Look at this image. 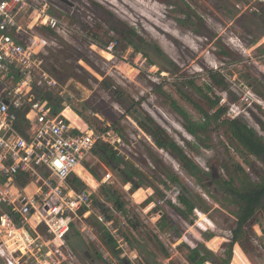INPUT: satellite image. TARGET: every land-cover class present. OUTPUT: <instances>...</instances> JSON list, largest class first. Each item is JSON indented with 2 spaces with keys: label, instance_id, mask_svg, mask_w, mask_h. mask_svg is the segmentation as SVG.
<instances>
[{
  "label": "rangeland",
  "instance_id": "rangeland-1",
  "mask_svg": "<svg viewBox=\"0 0 264 264\" xmlns=\"http://www.w3.org/2000/svg\"><path fill=\"white\" fill-rule=\"evenodd\" d=\"M44 1L60 24L54 30L35 26L30 31L48 43L40 52L42 65L36 81L42 71L55 81L50 88H36L37 93L46 100V94L60 98L62 107L67 103L91 125L119 128L115 130L124 142L125 160L119 171L106 166L93 153L87 169L98 187H92L86 178L71 184L75 191H88L91 199L90 214L85 219H73L67 235L74 263L122 264L120 258H124L129 264H190L188 249L175 238L182 234L192 244V232L203 242L199 247L211 253V261L223 259L221 248L213 251L205 244L213 247L219 240L210 239L226 238L235 227L233 206L223 194L221 182L233 175L234 164L256 180L259 163L241 153L228 138L227 124H211L206 141L190 136L184 128L186 122L169 103L175 100L191 121L199 122V109L184 96L209 113L215 108L210 107L208 99L217 98V107L226 109L221 119L240 118L264 139V52L260 51L264 49V0H70L72 8L55 0ZM101 12L110 16H105V24L98 22ZM130 29L136 36L126 38L121 34V30ZM113 39L116 44L112 53L102 51L100 45ZM39 41L36 39L35 49L40 48ZM225 47L240 57L231 60L220 55ZM216 79L224 80L225 86ZM134 111L152 117L194 162L200 157L204 166L195 163L204 172L208 173L211 164L216 165L221 177L213 180L207 174L208 179L203 177L198 183L176 156L157 148L137 126ZM94 119L99 123L93 124ZM122 168L135 171L129 181L124 180ZM108 172L111 177L101 183ZM168 172L176 175L180 184L169 183ZM209 180L211 186L207 187ZM175 185L187 189L197 208L187 213L186 219L171 205H158L161 188L168 190ZM115 199L121 201L123 210L115 207ZM150 202L156 206L145 215L143 209ZM158 209L165 216L159 231L152 220ZM98 214L110 217L108 229L98 221ZM103 227L114 235L119 251L116 256L101 243ZM165 232L170 235H161ZM208 233L212 234L210 238ZM252 244L243 242L240 246L254 264H264ZM133 252L138 255L133 257Z\"/></svg>",
  "mask_w": 264,
  "mask_h": 264
},
{
  "label": "built area",
  "instance_id": "built-area-1",
  "mask_svg": "<svg viewBox=\"0 0 264 264\" xmlns=\"http://www.w3.org/2000/svg\"><path fill=\"white\" fill-rule=\"evenodd\" d=\"M59 24L58 19L48 12V4L44 0H0V122L10 125L7 130L0 129V260L3 264H75V256L67 242V235L73 219L87 218L90 214V193L71 188L68 181L76 171H70L65 177L63 183L67 188L61 187L54 170L44 161L37 162L40 156L52 159L57 152L60 155L71 153V158L78 161L81 167L83 161L89 163L97 145L103 144L111 148L117 157H124V142L115 129L109 125H91L70 107L71 116L61 114L63 107L57 112L53 111L48 100L36 91L40 86L50 88L55 81L43 71L41 78L36 81V74L41 71L42 65L40 52L47 43L44 41L40 48L35 49L36 41L31 40L29 32L35 26L54 30ZM115 44L116 40L113 39L107 45L101 46V49L112 53ZM16 49L20 51L17 52ZM15 78L18 80L12 83ZM25 80H30L29 88L17 92L16 89L21 88ZM16 100H20V107L15 106ZM36 104L43 105V110L38 112L36 119L29 121L27 115ZM45 112L47 115H44ZM74 119L77 124L75 127L72 126ZM50 121L64 129L59 137L50 130L47 133L42 131ZM80 125L86 126L83 132ZM89 132L92 133L91 136L88 135ZM17 137L24 140L23 148L16 143ZM57 139L64 142L86 140L87 144L77 152L75 149L78 145L74 144L71 148L67 143L57 145ZM29 147L32 148L31 153L26 151ZM17 159L19 163H16ZM13 167L15 170L11 171ZM5 168L9 171L5 172ZM110 177L111 173L108 172L101 183ZM33 183L40 188V193L32 196V201L38 208L28 202L27 194L24 193V189ZM13 188L16 189L15 195L11 191ZM175 188L178 187L171 186L168 190L161 188L159 207L166 203L170 207L180 206V203H173V197L179 201ZM69 189L73 192V197L67 196ZM57 190L59 198L56 196ZM68 203H75L78 207L70 209L66 206ZM150 203L156 206V203ZM55 208H61V211L54 212ZM151 208L153 207L147 205L143 209L144 214L147 215ZM156 212L154 219L157 215H163L160 209ZM38 213L44 219L39 222L32 221V217ZM96 218L108 229L111 224L109 220L100 214ZM61 220H68V223L60 226ZM29 221L35 223L36 227L33 228ZM189 225L192 226L193 223ZM108 232L114 238L113 233ZM260 232V245L264 247V230ZM23 233L27 234L31 243L24 239ZM227 264L252 262L236 243H232Z\"/></svg>",
  "mask_w": 264,
  "mask_h": 264
},
{
  "label": "trees",
  "instance_id": "trees-1",
  "mask_svg": "<svg viewBox=\"0 0 264 264\" xmlns=\"http://www.w3.org/2000/svg\"><path fill=\"white\" fill-rule=\"evenodd\" d=\"M105 16L110 17L109 15H106L105 13L101 12L100 17L97 16V19L99 20L98 22H100L101 24H105V22L108 21ZM121 34L126 38L128 36H136L135 32L132 29H130L128 32L121 30ZM96 36L97 34L94 33V39L96 38ZM260 51H262L263 53L264 49L262 48L260 49ZM219 54L222 56L230 57L231 60L240 57L234 52L228 50V48L226 47L223 48L222 51L219 52ZM211 75L215 76L214 74ZM223 81L224 80L222 79H216V82L219 83L220 86H225ZM198 90L201 89L198 88ZM46 95L53 111H59L62 108L60 101L61 99L53 98L49 94ZM41 96L44 97L43 95ZM184 98L190 103L194 104L195 107L199 109V112L201 113V121H191L188 117L187 112L179 105H177L175 100L172 99L169 105L172 110L175 111L179 116H181L186 122L184 128L190 136L196 138L199 141H206V133L209 130L208 127L211 124H216V127L222 126L223 124H227L226 132L229 134L228 137L239 146V151H241V153H243L245 156L254 155L257 158H260V160L264 164V139L257 135V133L253 131L250 127H248L243 121H241L240 118L235 117L233 119H221V116L225 113L226 109L222 106L217 107V98H215L214 100L208 99L210 107L215 108L213 113H209L208 111L202 110L195 103H193L188 96L185 95ZM68 115L71 116L70 113ZM133 118L137 126L152 139L154 145L157 148L166 150L176 156L180 161L182 167L186 170V172L190 176L194 177L198 183H201L203 176L207 175L208 173L204 172L192 159L187 157L183 150L179 147V145L167 135L165 130L160 125H158L152 117H150L147 113L143 111H134ZM92 122H94L93 124L99 123V120L94 119ZM115 129L117 131H120L119 128ZM202 145L205 148L208 147V145ZM94 154H98L104 161V163L108 166L109 164L113 166H120L124 162V157H117L115 155V152L111 148L103 144L97 145V147L94 149ZM244 163L248 164V166L250 164L249 160L246 158L244 159ZM121 171L123 173L125 181H129L132 175L135 174V171H130L127 168H122ZM233 171V175L230 176L228 180L222 181L221 183L223 185L222 188H224V193L227 194L228 203H230L231 206H234L236 208L233 214L238 222L237 228L233 231V240L239 241L243 245V242H249V235L251 233L247 224L253 218L256 209L260 205V202L258 198L255 197L254 192L257 190L258 186H260L261 192L264 193V180L261 183L254 182L249 178V176L245 173L244 169H242L239 164L233 165ZM166 175L169 183L180 184L179 179L173 173L168 172ZM74 180L73 182L77 183V180ZM216 182L218 183V181ZM180 189L182 190V193L179 196V203L181 207H176L173 205L172 207L180 216L186 219L187 215L192 212L193 208H195V203L189 199L190 195L183 185ZM115 207H117L119 210H123L124 208L123 204L121 203V201H119V199H115ZM105 216L107 220H110V217H108V215ZM164 221L165 216L163 215L159 222L161 228H163L162 223ZM210 236H212V234L208 233L207 237L210 238ZM100 240L101 243L108 250V252H110L114 256L118 254L119 251L117 249L116 240L109 234V232L104 227L100 235ZM215 240L220 241L222 240V238L218 236L213 239V241ZM183 244L188 249L187 260L190 264H202L204 261L211 259V253L203 249L202 247H199V243H197L194 247H191L188 242H183ZM231 245L232 242H230L228 246V259L226 261H223V264H227L229 261ZM98 257L101 258L100 255H98Z\"/></svg>",
  "mask_w": 264,
  "mask_h": 264
},
{
  "label": "clouds",
  "instance_id": "clouds-1",
  "mask_svg": "<svg viewBox=\"0 0 264 264\" xmlns=\"http://www.w3.org/2000/svg\"><path fill=\"white\" fill-rule=\"evenodd\" d=\"M39 42H40L41 45L44 44L43 40H40ZM16 51L19 52L20 49H16ZM110 58L111 57H109V59ZM69 83H71V81H69ZM29 84H30V80L23 81L22 85H21V88L16 89V91L19 92L21 89H28L29 88ZM77 87H80V85H77ZM14 103H15L16 107H20V103H21L20 100H16ZM63 109L64 110H63V112L61 114L62 115H68L69 112H70V108H69L67 103H65L63 105ZM42 110H43V105H41V104L33 105L32 110L27 115V119L29 121H33L34 119L37 118L38 112L42 111ZM44 115H47V112H45ZM72 126L73 127L77 126L75 119L73 120V125ZM85 127L86 126H84V125H80V130L83 132L85 130ZM9 128H10L9 124L0 122V129L7 130ZM49 130L51 131V133L55 134L56 137H59L61 132L64 131V129L62 127L56 125L53 121H50L48 125H45L42 131L47 133V132H49ZM88 135L91 136L92 133L89 132ZM189 139H192V137H189ZM0 142H2V141H0ZM16 143L21 148L24 147V140L22 138L17 137L16 138ZM56 143H57V145H62L64 143H67V146L69 148H71L74 144L78 145V147L75 149V151L79 152L80 148L85 147V145L87 144V141L85 140V141L81 142V141H77V140H71L69 142H64V141H61L60 139H57ZM37 147H39V145H37ZM26 151L28 153H31L32 152V148L29 147V148L26 149ZM14 155H18V154H14ZM208 155H211V153L209 152ZM39 161H44L50 169L54 170V174L56 176H58V178H59L60 186L61 187H65V188H67V185H65L63 182H64L65 177H67L69 175V172L70 171H82V169L79 168L78 161H74L71 158V153H69L68 155H60L59 152H57L56 156L53 157L52 159H46L44 156H40L37 162L39 163ZM195 162L198 163L201 167L204 166V163H203V161L201 160L200 157H196L195 158ZM16 163H19L18 159L16 160ZM0 168H2V165H0ZM3 170L5 172L9 171V169H6V168L3 169ZM14 170L15 169L13 167V169H11V171H14ZM88 182H89V184L92 187H98V185L94 181H92L91 178H89ZM45 183H47V181H45ZM11 191H12L13 195L16 194V189L13 188ZM24 193L27 194L28 202L30 204H32V206L34 208H38L39 206L37 204L33 203L32 196L35 195V194H39L40 193V188L36 187L35 183H33V184H30L28 187H26L24 189ZM175 193H176V195H179V189L178 188H175ZM149 194H151V193H149ZM73 195H74L73 192L69 189L68 192H67V196L68 197H73ZM56 196H57V198H59L58 190L56 192ZM173 203H176L177 205H179V201L176 200L174 197H173ZM66 206L68 208H70V209H73V210L76 207H78V205L75 204V203H68ZM149 207H155V204H152ZM53 211L54 212H59V211H61V208H55V209H53ZM41 219H44V217L40 216L39 213L36 216L32 217V221H36V222H39V220H41ZM156 219H159V215H157ZM32 221H29V223H32ZM48 223H52V222L48 221ZM67 223H68V220L59 221V225L60 226L66 225ZM32 227L35 228L36 224L32 223ZM21 232H23V230H21ZM23 235H24V239L26 241H28V243H31V241L28 240L27 234L23 233ZM197 239H199V237H197ZM136 255H138V253L133 252V257H135Z\"/></svg>",
  "mask_w": 264,
  "mask_h": 264
},
{
  "label": "crops",
  "instance_id": "crops-1",
  "mask_svg": "<svg viewBox=\"0 0 264 264\" xmlns=\"http://www.w3.org/2000/svg\"><path fill=\"white\" fill-rule=\"evenodd\" d=\"M48 4V3H47ZM50 7H48V12L50 13ZM51 14V13H50ZM22 24H25V22H23L22 21ZM40 27V26H39ZM40 28H43V29H47V28H45V27H40ZM33 30V29H32ZM30 33V32H29ZM30 36V38H31V40L33 41V40H35L36 41V39H40V40H43V41H45L46 43H47V41L45 40V38H43V37H41V36H39V35H34V34H30L29 35ZM29 36H27V39L29 38ZM48 44V43H47ZM46 44V45H47ZM94 153V152H93ZM94 155V154H93ZM95 155H98V154H95ZM99 156V155H98ZM100 157V156H99ZM89 162H90V160H89ZM107 162H109V161H107ZM88 165V161L85 163V164H83L82 163V165H81V169H82V171L80 172V171H76V173H74V174H72L71 176H70V178H69V184L71 185L72 183H74L73 182V180L75 179V180H77V182H79L80 180H84L85 178L87 179V180H89V178H91V179H95V178H93L92 177V173H91V171L90 170H88L87 169V166ZM106 166H108V165H106ZM108 167H110V164H109V166ZM73 179V180H72ZM74 180V181H75ZM95 181V180H94ZM101 182H102V180H101ZM96 183H97V181H96ZM148 200H150V199H148ZM152 209V208H151ZM157 211V210H156ZM155 211V213H157ZM163 216V215H162ZM162 216H159V219H154V218H152V220H154V223H156V230L157 231H159V228L158 227H160V225H159V221H160V219H161V217ZM231 218L230 219H234L232 216H230ZM85 219V218H84ZM151 220V219H150ZM232 220H230V222H232ZM110 221V220H109ZM234 221H235V227L233 228V230H230V236H228V237H221L222 238V240H220V241H218V242H216V244L213 246V247H211L210 245H208V243L207 242H205V244H206V246H208V248L210 249V250H213V251H215V250H219V248H221V250H222V252L224 251L225 252V254H224V258L222 259H219L218 261H216V260H213V261H211V260H206V261H204L202 264H223V261H226L227 259H228V255H229V250H228V246H229V243L230 242H232V243H236L239 247H240V250L249 258V254L247 255L246 253H245V251L241 248V246H240V242L239 241H234L233 240V231L237 228V219L235 218L234 219ZM233 221V222H234ZM158 223V224H157ZM191 223V222H190ZM247 226L249 227V229H250V231H251V233H250V235H249V242L248 243H246V244H252L253 245V248H254V250H255V254L256 255H260V257L261 258H264V247H263V245H260V240H261V237H260V234H261V230H264V225H259V223H248L247 224ZM70 227H72V224H70ZM191 228H193V226H190ZM200 232V234H203L205 231H203V232H201V231H199ZM170 232H165L164 234H162L161 233V235H164V237H165V234H168V235H170L169 234ZM192 235L191 236H193L192 238H193V242H192V244H190L191 245V247H194L197 243H200V242H202L200 239H197V236L192 232L191 233ZM216 237H214V238H212V239H210V241H212L213 239H215ZM176 239V241H178V243L180 242V243H182V242H187V241H185V240H187L186 238H184V236H182V234H181V236L180 237H177V238H175ZM197 239V240H196ZM194 241H196V243L194 242ZM228 241H230L229 243H228ZM203 243V242H202ZM177 244V243H176ZM173 247H175V246H177V245H173V244H171ZM242 245V244H241ZM87 256L90 258V261H92L93 260V258H91L90 257V255H88L87 254ZM250 259V258H249ZM251 261V260H250ZM93 262V261H92ZM91 262V263H92ZM252 262V261H251ZM226 264V263H225ZM252 264H254L253 262H252ZM256 264V263H255Z\"/></svg>",
  "mask_w": 264,
  "mask_h": 264
},
{
  "label": "flooded vegetation",
  "instance_id": "flooded-vegetation-1",
  "mask_svg": "<svg viewBox=\"0 0 264 264\" xmlns=\"http://www.w3.org/2000/svg\"><path fill=\"white\" fill-rule=\"evenodd\" d=\"M249 85L251 86V84H249ZM208 129H209V127H208ZM212 129H213V132L216 133L214 127ZM223 134H225V133H223ZM248 157H253L259 163V166H260V168L258 169L257 173H255V175L257 176L256 180L251 179L250 177L249 178L251 180H253L254 182L261 183L264 180V164L262 163L260 158H257L254 155H248ZM223 163H224V161L222 162V164ZM224 164H223V167H226V166H224ZM211 165L214 168L217 167L214 164H211ZM246 165H248V164H246ZM248 168H249V166H248ZM210 172H211V167L209 166V171H208L209 176H210ZM206 176L207 175H205L203 177H205V179H208L209 176L207 178H206ZM220 177H221V174H220ZM213 180H215V179H213ZM211 182H212L211 180L208 181L207 187L211 186ZM254 193H255V197L258 198V200L260 202V205L256 209L253 218L248 223H259V225H261V224L264 225V193L261 192L260 186H258L257 190ZM223 194H225V193L223 192ZM235 209L236 208L233 206V208L231 209L232 214L235 211Z\"/></svg>",
  "mask_w": 264,
  "mask_h": 264
},
{
  "label": "water",
  "instance_id": "water-1",
  "mask_svg": "<svg viewBox=\"0 0 264 264\" xmlns=\"http://www.w3.org/2000/svg\"><path fill=\"white\" fill-rule=\"evenodd\" d=\"M55 1H57L59 3H62V4L66 5V6L70 7V8H72L74 6V4L70 0H55ZM82 163L85 164L86 162L83 161ZM110 167L112 169H116L117 171L120 170L119 166L110 165ZM114 167H116V168H114ZM210 167H211V172H210L209 178L210 179H218V178H220V170L218 169V167L214 168L212 165H210ZM85 255H86V252H85ZM120 259L123 262V264H129L128 261H126L124 258H120ZM92 263H94V261ZM98 264H105V263L99 262Z\"/></svg>",
  "mask_w": 264,
  "mask_h": 264
}]
</instances>
